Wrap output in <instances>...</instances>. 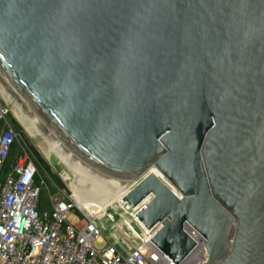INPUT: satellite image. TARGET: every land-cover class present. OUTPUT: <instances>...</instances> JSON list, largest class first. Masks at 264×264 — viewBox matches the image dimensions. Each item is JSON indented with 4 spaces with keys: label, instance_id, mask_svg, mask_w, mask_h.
I'll return each instance as SVG.
<instances>
[{
    "label": "water",
    "instance_id": "95a60500",
    "mask_svg": "<svg viewBox=\"0 0 264 264\" xmlns=\"http://www.w3.org/2000/svg\"><path fill=\"white\" fill-rule=\"evenodd\" d=\"M0 85L87 173L141 177L122 201L172 261L189 224L205 264H264V0H0Z\"/></svg>",
    "mask_w": 264,
    "mask_h": 264
},
{
    "label": "built area",
    "instance_id": "2783aa9c",
    "mask_svg": "<svg viewBox=\"0 0 264 264\" xmlns=\"http://www.w3.org/2000/svg\"><path fill=\"white\" fill-rule=\"evenodd\" d=\"M13 144L18 145L20 155L2 177ZM37 174L30 147L12 126L7 108L0 104V264L206 263V240L189 224L184 225V231L195 244L178 263L152 242L161 222L146 229L135 215L150 195L134 208L121 203L125 218L138 228H130L122 220L127 230L123 236L117 235V224L105 232L100 216L84 212L72 190L67 194L57 188L56 194L50 195L51 211L39 214ZM138 181L131 183L127 191ZM40 183L45 185L43 180ZM71 214L76 216L73 221L68 220Z\"/></svg>",
    "mask_w": 264,
    "mask_h": 264
},
{
    "label": "bare ground",
    "instance_id": "6f19581e",
    "mask_svg": "<svg viewBox=\"0 0 264 264\" xmlns=\"http://www.w3.org/2000/svg\"><path fill=\"white\" fill-rule=\"evenodd\" d=\"M0 88L3 96L17 111L16 114L18 118L32 130L34 136L42 140L47 155L54 154L73 174L74 179L70 185L71 190L74 193L77 203L82 207L84 212L90 215L94 213H101L105 211L107 207L114 206L117 202H123L122 197L126 194L128 186L131 183L127 182L125 185H110L98 180L91 174L81 169L42 130V128L29 116V114L25 113L21 107L16 105V100H11L9 98L1 85ZM151 169L156 175L163 179V176H161L160 172L156 168L152 167Z\"/></svg>",
    "mask_w": 264,
    "mask_h": 264
},
{
    "label": "rangeland",
    "instance_id": "374dc122",
    "mask_svg": "<svg viewBox=\"0 0 264 264\" xmlns=\"http://www.w3.org/2000/svg\"><path fill=\"white\" fill-rule=\"evenodd\" d=\"M0 104L7 108L8 117H10L11 120H14L16 125L20 127L21 134L24 140L26 141V143L28 144V146L32 147L39 154V156L45 161V163L49 167L50 173L52 175L59 177V179L61 180L63 184L61 189L65 191L67 194H69L71 190L70 185L74 179L73 174L54 154L47 155L46 149L44 147L42 140L34 136L32 130L29 129V127L18 118L16 114L17 111L3 96L1 88H0ZM5 174H6V171L4 170L1 173V176L3 177ZM163 180L166 181L168 185H170V183L165 177H163ZM50 195H55V194L49 193V199H50ZM124 213L125 211L123 212L121 203L117 202L115 203L114 206L107 207L105 211L101 213H94V214H98L100 216L101 225H103L105 232H109L115 226V224H117L119 227L117 228V225H116V228H117L116 233L117 235L123 236L124 232L127 231L126 225L130 228L134 227L136 230H138L137 225L135 223H131L129 220L123 219L126 216L124 215ZM127 216L129 217V215ZM75 218L76 216L74 214H71L68 217V220L73 221V219ZM122 220H125L124 223L126 225L123 224Z\"/></svg>",
    "mask_w": 264,
    "mask_h": 264
},
{
    "label": "trees",
    "instance_id": "16d2710c",
    "mask_svg": "<svg viewBox=\"0 0 264 264\" xmlns=\"http://www.w3.org/2000/svg\"><path fill=\"white\" fill-rule=\"evenodd\" d=\"M14 129L21 134V129L16 125L14 120H11L8 117ZM22 135V134H21ZM32 151V159L37 167L38 174L35 178V184L40 186V192L36 203V209L39 214L44 211H51V204L49 199L50 194H56L57 188L63 186L59 177L52 175L50 173L48 165L45 161L39 156V154L30 147ZM20 155V150L17 144H13L11 147V152L6 160L4 170L7 172L10 170L11 166L16 163L17 158ZM44 181L45 185H41V181Z\"/></svg>",
    "mask_w": 264,
    "mask_h": 264
}]
</instances>
